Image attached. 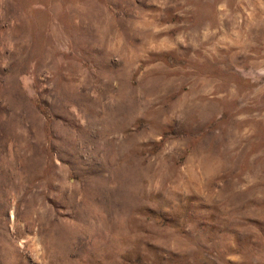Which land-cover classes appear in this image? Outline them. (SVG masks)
Masks as SVG:
<instances>
[{
	"label": "rangeland",
	"instance_id": "374dc122",
	"mask_svg": "<svg viewBox=\"0 0 264 264\" xmlns=\"http://www.w3.org/2000/svg\"><path fill=\"white\" fill-rule=\"evenodd\" d=\"M0 264H264V0H0Z\"/></svg>",
	"mask_w": 264,
	"mask_h": 264
}]
</instances>
